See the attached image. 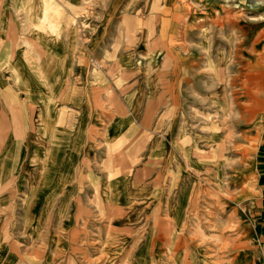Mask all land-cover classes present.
<instances>
[{"label":"rangeland","instance_id":"1","mask_svg":"<svg viewBox=\"0 0 264 264\" xmlns=\"http://www.w3.org/2000/svg\"><path fill=\"white\" fill-rule=\"evenodd\" d=\"M0 2V264H264V0Z\"/></svg>","mask_w":264,"mask_h":264},{"label":"bare ground","instance_id":"2","mask_svg":"<svg viewBox=\"0 0 264 264\" xmlns=\"http://www.w3.org/2000/svg\"><path fill=\"white\" fill-rule=\"evenodd\" d=\"M45 11V10H44ZM43 11V12H44ZM47 11V10H46ZM30 12V11H29ZM30 15V14H29ZM48 15V14H47ZM46 15V16H47ZM41 18H42V16H41ZM45 18V17H44ZM31 46V45H30ZM34 49V48H33ZM30 50V49H29ZM32 52V51H31ZM48 54V53H47ZM36 56V55H35ZM40 56V55H39ZM38 59V58H37ZM41 59V58H40ZM38 61H40V60H38ZM44 61V60H43ZM21 63V62H20ZM19 64V63H18ZM42 66V65H41ZM48 66V65H47ZM50 67V66H49ZM15 69H16V75H15V79H19L20 77H19V74H18V72H17V65H16V67H14ZM41 70H43L44 71V69L41 67ZM87 86V85H86ZM29 95V94H28ZM45 99V98H44ZM106 101V100H105ZM50 102V101H49ZM126 106V105H125ZM47 110L49 111V106L47 105ZM44 134H46V135H49V139L51 140L52 139V134L51 133H49V131L47 130V129H44ZM48 131V132H47ZM112 131V130H111ZM26 134V133H25ZM60 138V137H59ZM58 139V138H57ZM64 141V140H63ZM59 143V142H58ZM185 144V143H184ZM62 145V144H61ZM182 145H183V143H182ZM193 145V144H192ZM180 148V147H179ZM184 148L185 149H187V148H190V146H188L187 144H186V146H184ZM181 149V148H180ZM50 150V149H49ZM63 152V151H62ZM55 156H56V154L53 152L52 153V156H50V159H49V161H48V165H49V167L50 166H52V163L50 162L51 161V159L52 158H55ZM111 159H112V157H111ZM47 165V166H48ZM54 168V167H53ZM75 168H77V166L75 167ZM74 168V169H75ZM51 173V172H50ZM113 172H111V176H110V180H111V182H109V184H108V188H107V190L105 191L107 194L105 195V197H106V199H110L112 202H113V200H117V195H113V194H115V193H117L118 191H121V190H125V186H124V180H126V179H123L122 177H120V179L121 180H119V181H116L117 180V178L119 177H112L113 176ZM48 175V174H47ZM121 176V175H120ZM55 178H57V176L54 174V173H52V174H50V180H46L45 181V183H46V188H45V190H47L48 188H49V186H50V184L52 183V182H55L56 180H55ZM62 183L63 182H59L58 184H59V186L60 185H62ZM32 184V183H31ZM39 184V183H38ZM102 184V183H101ZM32 186H34V185H32ZM102 187V186H101ZM59 188V187H58ZM117 191V192H116ZM101 193V192H100ZM103 198V197H102ZM123 199V198H122ZM29 200V199H28ZM110 200H108V201H110ZM28 202V201H27ZM122 202V201H121ZM29 203V202H28ZM119 204H120V202H119ZM100 206V205H99ZM29 208V207H28Z\"/></svg>","mask_w":264,"mask_h":264},{"label":"crops","instance_id":"3","mask_svg":"<svg viewBox=\"0 0 264 264\" xmlns=\"http://www.w3.org/2000/svg\"><path fill=\"white\" fill-rule=\"evenodd\" d=\"M1 3V2H0ZM12 24L13 25V27L14 28H12V30H10L8 27H6L7 25H9V24ZM19 23L18 22H16V20L14 19V18H11V21L10 22H7L6 20H5V22H3V19L2 18H0V40H2V37H3V40H4V43H8L9 41H8V39H5V37H6V35L8 34H10V36H12V35H20V32H21V28L19 27ZM24 25H26L27 26V24H24ZM26 33V32H25ZM40 35L42 34V33H39ZM39 35V36H40ZM31 36H30V34H29V32H28V34H27V37H26V41H29V40H31ZM13 41V40H12ZM14 43V42H13ZM8 57H7V54H1V51H0V70L2 69L1 68V65L2 66H6V65H8L9 64V61L8 60H6ZM27 58V57H26ZM13 60H14V67H16V65L17 66H20V65H24V67L26 68V66L28 65V63H22V61H21V59H19V61H17V62H15V57L13 58ZM21 62V63H20ZM27 62V61H26ZM60 62H61V64H60V70H62V68H63V61H62V58L60 59ZM19 63V64H18ZM46 66V65H45ZM4 69V68H3ZM62 93H63V91H62ZM28 95V94H27ZM258 164H259V168L260 169H263V174H264V160H260L259 162H258ZM261 176V175H260ZM262 177H263V179H264V175H262ZM263 186H264V184H263ZM262 248L264 249V245L262 246Z\"/></svg>","mask_w":264,"mask_h":264}]
</instances>
